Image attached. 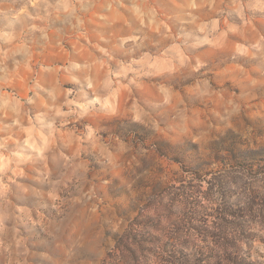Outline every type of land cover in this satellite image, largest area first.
I'll return each mask as SVG.
<instances>
[{
  "label": "rangeland",
  "instance_id": "obj_1",
  "mask_svg": "<svg viewBox=\"0 0 264 264\" xmlns=\"http://www.w3.org/2000/svg\"><path fill=\"white\" fill-rule=\"evenodd\" d=\"M264 0H0V264H264Z\"/></svg>",
  "mask_w": 264,
  "mask_h": 264
},
{
  "label": "trees",
  "instance_id": "obj_2",
  "mask_svg": "<svg viewBox=\"0 0 264 264\" xmlns=\"http://www.w3.org/2000/svg\"><path fill=\"white\" fill-rule=\"evenodd\" d=\"M264 157V151L254 152L247 155L246 158L236 157V162L243 166L244 163H251ZM194 262L192 264H257L251 258L248 249H245L240 241V238L226 240L220 245H199L198 249L193 251ZM188 261H185L186 264Z\"/></svg>",
  "mask_w": 264,
  "mask_h": 264
}]
</instances>
